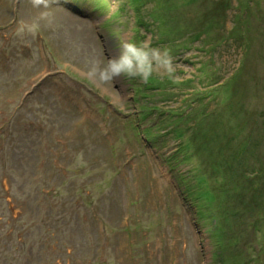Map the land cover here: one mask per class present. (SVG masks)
<instances>
[{"label":"rangeland","instance_id":"374dc122","mask_svg":"<svg viewBox=\"0 0 264 264\" xmlns=\"http://www.w3.org/2000/svg\"><path fill=\"white\" fill-rule=\"evenodd\" d=\"M0 264H264V0H0Z\"/></svg>","mask_w":264,"mask_h":264},{"label":"clouds","instance_id":"9594fccd","mask_svg":"<svg viewBox=\"0 0 264 264\" xmlns=\"http://www.w3.org/2000/svg\"><path fill=\"white\" fill-rule=\"evenodd\" d=\"M43 0H33L39 7ZM118 55L103 60L95 58L82 70V75L93 83H113L114 78L140 80L149 83L155 76L174 78L176 60L170 48L153 46L151 41L127 39L116 44ZM106 91V90H105Z\"/></svg>","mask_w":264,"mask_h":264},{"label":"trees","instance_id":"16d2710c","mask_svg":"<svg viewBox=\"0 0 264 264\" xmlns=\"http://www.w3.org/2000/svg\"><path fill=\"white\" fill-rule=\"evenodd\" d=\"M29 127H30V125H28ZM8 132H10V129L8 128V131H7V133H5L6 134V136L5 137H7V134H8Z\"/></svg>","mask_w":264,"mask_h":264}]
</instances>
